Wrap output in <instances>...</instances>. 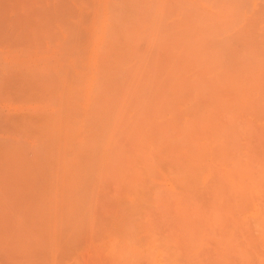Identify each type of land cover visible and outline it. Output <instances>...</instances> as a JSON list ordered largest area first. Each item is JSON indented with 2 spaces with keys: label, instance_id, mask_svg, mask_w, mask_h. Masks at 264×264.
I'll list each match as a JSON object with an SVG mask.
<instances>
[{
  "label": "rangeland",
  "instance_id": "1",
  "mask_svg": "<svg viewBox=\"0 0 264 264\" xmlns=\"http://www.w3.org/2000/svg\"><path fill=\"white\" fill-rule=\"evenodd\" d=\"M0 264H264V0H0Z\"/></svg>",
  "mask_w": 264,
  "mask_h": 264
},
{
  "label": "bare ground",
  "instance_id": "2",
  "mask_svg": "<svg viewBox=\"0 0 264 264\" xmlns=\"http://www.w3.org/2000/svg\"><path fill=\"white\" fill-rule=\"evenodd\" d=\"M243 199V198H242ZM3 250V249H2ZM4 251V250H3ZM27 251V250H26ZM24 252V253H23ZM22 253H23V255H25V251H23ZM27 252H30V250H28ZM9 253H10V251H9ZM19 254V253H18ZM9 255V254H8ZM17 255V254H16ZM21 255V254H20ZM22 256V255H21ZM18 257H19V255H18ZM20 258V257H19Z\"/></svg>",
  "mask_w": 264,
  "mask_h": 264
}]
</instances>
